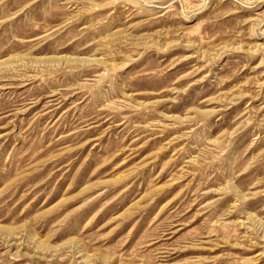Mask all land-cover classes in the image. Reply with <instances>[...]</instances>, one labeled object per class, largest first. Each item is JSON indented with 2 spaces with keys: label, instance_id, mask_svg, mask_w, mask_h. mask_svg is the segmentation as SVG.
I'll list each match as a JSON object with an SVG mask.
<instances>
[{
  "label": "rangeland",
  "instance_id": "374dc122",
  "mask_svg": "<svg viewBox=\"0 0 264 264\" xmlns=\"http://www.w3.org/2000/svg\"><path fill=\"white\" fill-rule=\"evenodd\" d=\"M0 264H264V0H0Z\"/></svg>",
  "mask_w": 264,
  "mask_h": 264
}]
</instances>
